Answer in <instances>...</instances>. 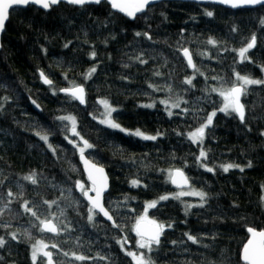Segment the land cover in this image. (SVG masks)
Instances as JSON below:
<instances>
[{
  "label": "trees",
  "instance_id": "obj_1",
  "mask_svg": "<svg viewBox=\"0 0 264 264\" xmlns=\"http://www.w3.org/2000/svg\"><path fill=\"white\" fill-rule=\"evenodd\" d=\"M262 21L264 5L232 10L165 0L133 20L105 1L60 2L48 11L15 7L0 41V264H49L44 252L52 254L51 264H135L127 253L138 252L140 217L166 226L159 244L142 250L151 264H245L240 252L248 228L264 230V84L248 85L241 96L243 122L219 111L224 98L211 89L238 84L236 72L264 80ZM253 35L249 59L241 62L238 50ZM185 48L195 69L181 54ZM41 72L51 85L42 83ZM76 85L85 88L84 106L59 91ZM101 101L115 109L111 118L126 132L101 123ZM214 111L203 142L193 143L189 133ZM63 116L75 119L78 136L70 121L57 119ZM137 130L156 139L131 134ZM81 137L92 145L86 157L108 174L104 206L116 226L99 214L88 219L90 206L76 184L92 187L69 143L83 147ZM201 148L212 172L197 160ZM226 164L238 167L225 172ZM175 168L185 172L189 188L170 184ZM33 174L35 184L24 179ZM184 190L204 192L203 206L194 195L159 201ZM152 201L159 202L146 209ZM41 220H52L58 233L44 232Z\"/></svg>",
  "mask_w": 264,
  "mask_h": 264
},
{
  "label": "snow or ice",
  "instance_id": "obj_2",
  "mask_svg": "<svg viewBox=\"0 0 264 264\" xmlns=\"http://www.w3.org/2000/svg\"><path fill=\"white\" fill-rule=\"evenodd\" d=\"M60 2V0H0V31L4 29L5 22L9 18L10 12L14 10V6H27L30 4H36L40 5L41 7L47 9L51 5L57 4ZM69 3L74 5H85L91 2L100 3V0H68ZM112 7L115 9H118L121 12H124L126 15L130 17H134L136 13L144 11L145 7L151 3V0H134L132 3L125 2V0H109ZM218 3L222 4H229L232 7H238L241 5H256L261 4L264 5V0H217ZM206 15L212 16V12H207ZM264 23V21H262ZM235 30V29H234ZM137 35H141L140 33H137ZM144 35H147L145 33ZM150 39V37H149ZM255 35L251 38V41L246 44L245 47H242L238 50V55L240 57L241 62L244 60H248L249 57L247 56V53L250 49H252L255 45ZM208 43L215 44L216 42L212 39H209ZM67 47V45H65ZM183 54L187 58V63L190 67H193L195 69V65L193 64L192 55L190 54L189 50L187 48L183 49ZM95 55V53H93ZM137 59L141 63H145L143 59L140 57H137ZM95 72V68L91 69L90 72L85 77L90 78L92 73ZM41 79L45 84H52V81L47 78V76L44 74V72L40 73ZM236 80L238 82L237 84H233L230 88L226 90H220L213 88L211 91L213 92H219V95L224 98V106L219 109V111L229 113V112H235L239 115L241 121H244L245 113H244V105L240 103V97L246 92L248 85H258V84H264V80H258V79H251L247 76H241L240 73H235ZM185 83L191 84V79H186ZM149 87H152V85H149ZM59 91L64 92L66 94H69L74 99H78L81 103H84V87L82 85L74 86L71 88H63ZM105 105L106 113H105V119L101 120V123L107 124L108 127L112 129H118L122 132H126L127 130L122 128L120 124L116 123L111 119V113L115 111V109L111 108L108 105L107 101H101ZM162 103H165L167 105V101H162ZM144 107H153V104L143 105ZM178 103H173L170 105V108H178ZM169 115H172L170 109H169ZM216 115V112H212L208 114L207 120L204 124H202L200 127L195 129V131L189 133V139L193 143H202L204 136H205V129L212 124L213 117ZM57 119L60 120H68L72 124L71 131L74 135L78 136L79 133L76 132L75 128V119L71 116H63V117H57ZM133 135L139 136L146 140H155V136H146L139 130H137L135 133H131ZM39 135V133H38ZM68 139V137H65ZM41 139L47 142L48 136L43 135L41 136ZM83 141V147H80L78 144H76L74 141L69 140V143H73V146L78 149V151L81 154V159L84 160V152L85 149L91 148L92 145L88 143V141L83 140V138H80ZM207 158V154L205 151L201 148L200 155L197 157L198 161H201V166L205 167L207 171L212 172L213 169L207 167L206 164H203L202 161ZM86 168H90L89 170V179L93 181V189L92 191H95V196H90L89 191L85 190L83 185L77 181L76 187L81 190V193L84 197L87 198L89 201L90 207L88 209V219L89 221L93 220L94 215L102 213L108 220H112V216L109 214V212L105 209V207L100 202L101 193L104 190V188L107 187L106 177H103V168L97 167L95 164H89L87 160H84ZM249 166H251L249 164ZM223 170L227 172L230 168L238 167V165L233 164H226L222 165ZM243 171V169H241ZM94 173L100 174L102 177V183L99 187H96L97 181L94 179ZM24 179L31 181L33 184H35L37 181L35 179L34 174L24 177ZM169 180L172 184L177 185V187L183 188L184 186L188 185V178L184 175V172L180 169L175 170H169ZM133 186H138L139 181L133 180L132 182ZM11 195V193H9ZM185 195H195L199 196L201 200L200 206H203L204 199L206 194L204 192H185L180 191L173 195H162L159 197V201H165L170 198L173 199H179L182 196ZM159 201H152L147 203V208H154L156 207L157 203ZM49 203V202H45ZM54 203V202H51ZM193 207V205H186V210ZM26 211L31 212L33 216H36V213L32 211L31 208L27 207V204H25ZM38 218V217H37ZM145 217H140L136 221V225L134 226V231L136 232L137 237L139 239L137 240V246L140 249H147L148 251L152 250V246L154 244H159L160 242V236L163 233L165 229L164 224L157 223L156 221H148L149 224L152 225L150 229H144L142 227V221L145 220ZM40 225L42 226V230L48 231V232H57L58 229L56 225L52 223L51 220H41ZM114 226L115 222H114ZM167 227H171V225H167ZM248 232L251 233L252 239H250L243 248L242 252V259L245 261V264H264V230L257 231L254 228H248ZM13 239H15V234H12ZM188 239L191 240L193 243L197 242L196 237H193L191 235H188ZM4 243L3 238H0V245ZM40 243V242H38ZM43 248H46L47 245H42ZM55 247V245H53ZM35 248V246H34ZM51 253L50 252H44V256L49 258V264H51ZM127 255L131 256L133 260L135 261V264H151L150 258L146 257L143 252L137 254L135 252H128ZM36 259V251L33 252V260ZM76 259H84L82 256H77Z\"/></svg>",
  "mask_w": 264,
  "mask_h": 264
},
{
  "label": "water",
  "instance_id": "obj_3",
  "mask_svg": "<svg viewBox=\"0 0 264 264\" xmlns=\"http://www.w3.org/2000/svg\"><path fill=\"white\" fill-rule=\"evenodd\" d=\"M103 1L107 2V3L109 4L110 8H111L113 11H115V12H117V13L123 15L124 17H126V18H128V19H130V20H133L137 15H139V14L145 12L146 9H147L149 6L154 5V4H156V3L160 2V1H165V0H151V3L145 7L144 11L136 13L134 17H130V16L126 15L124 12H121V11H119L118 9L113 8L112 5H111V3L109 2V0H100V2H103ZM169 1L195 2V3H200V4L209 3V4H214V5L223 6V7H225V8H229V9H232V10L240 9V8H254V7H257V6H261V4H256V5H241V6H238V7H232V6L229 5V4L218 3L217 0H169ZM60 2L67 3V4H71V3L68 2V0H60ZM60 2H58L57 4L51 5V6H56V5H58ZM125 2L132 3V2H134V0H125ZM88 4H99V3L91 2V3H88ZM30 5L36 6L37 8H39V9H41V10H44V11H48V10L51 8V6H50L49 8H47V9H45V8L41 7L40 5H36V4H30ZM71 5H74V4H71ZM27 6H28V5H27ZM74 6H81V5H74ZM15 7H26V6H14V8H15ZM7 21H8V19H7ZM7 21L5 22V25H6ZM4 28H5V26H4ZM3 31H4V29H3L2 31H0V41H1V35H2ZM189 52H190V51H189ZM181 54H182L184 60H185L186 63H187V58L184 56V54H183V50L181 51ZM190 54H191V53H190ZM192 59H193V58H192ZM187 64H188V63H187ZM193 64H194V61H193ZM188 66H189V65H188ZM189 67H190V66H189ZM190 69H193V67H190ZM40 78H41V76H40ZM41 81H42L43 84H45V83L43 82L42 79H41ZM45 85H49V84H45ZM237 85H238V84H237ZM76 86H78V85H76ZM73 87H74V86H73ZM69 88H71V87H69ZM60 92H61V91H60ZM61 93H64V92H61ZM64 94H66V93H64ZM67 95H69V94H67ZM69 96H70V95H69ZM71 97H72V96H71ZM85 97H86V93H85V88H84V103H81L78 99H75V100H76L81 106H84V105H85ZM72 98H73V97H72ZM240 103L242 104V102H241V97H240ZM236 115L239 117L238 114H236ZM239 119H240V117H239ZM240 120H241V119H240ZM78 160H79V163H80V165H81V169H82V171H83V173H84V175H85L87 181H88L89 184L91 185L92 189H93L94 185H93V181L89 179V170H90V168H86V165H85L84 160H87V161L89 162L90 165H91V164H95L97 167H101V168H103V170H104V171H103V177H106L107 187L104 188V190H103L102 193H101L100 202H101V204L104 206V195L107 193V191H108V189H109V177H108V174H107L105 168H104L103 166H101V165H99V164H96L95 162L91 161L88 157H86L85 154H84V160H82V159H81V154L79 153V155H78ZM175 169H179V168H175ZM175 169H173V170H175ZM180 170H181V169H180ZM182 171H183V170H182ZM183 172H184V171H183ZM93 175H94V179L97 181V183H96L95 186H96V187H99V186L101 185V183H102V177H101L100 174H98V173H94ZM184 175L187 177V175L185 174V172H184ZM187 178H188V177H187ZM169 181H170V180H169ZM170 184H171L174 188H177V189H186V188H189V186H190V181H189V179H188V185H187V186H184L183 188L177 187V185L172 184L171 182H170ZM89 195H90V196H95V191H92V190L89 191ZM84 199H85L86 202L89 204V201L87 200V198L84 197ZM89 206H90V204H89ZM104 207H105V206H104ZM105 209L107 210L106 207H105ZM107 211H108V210H107ZM108 212H109V211H108ZM109 214H110V212H109ZM99 215H100V216H101L106 222H108V223H110V224H112V225L114 224V220H113V219H112V220H108V219H107L102 213H99ZM110 215H111V214H110ZM51 221H52V220H51ZM52 223H53L54 225H56L53 221H52ZM135 225H136V223H135ZM135 225H134V226H135ZM56 227H57V226H56ZM142 227H143L144 229L147 230V229H150V228L152 227V225L149 224V223H148V220L145 219V220L142 221ZM41 228H42V226H41ZM57 229H58V228H57ZM256 230H257V229H256ZM43 231L46 232V233L52 234V235H56V234L58 233V231H57V232H48V231H45V230H43ZM257 231H261V230H257ZM134 232H135V231H134ZM135 234H136V232H135ZM250 239H252V235H251V233L248 232V238H247L246 242L244 243V245H245ZM244 245L242 246V249H241V252H240V258H241V261H242L243 263H245V261L242 259V252H243ZM127 246H129V243H127Z\"/></svg>",
  "mask_w": 264,
  "mask_h": 264
},
{
  "label": "rangeland",
  "instance_id": "obj_4",
  "mask_svg": "<svg viewBox=\"0 0 264 264\" xmlns=\"http://www.w3.org/2000/svg\"><path fill=\"white\" fill-rule=\"evenodd\" d=\"M224 106V105H223ZM105 113H106V108H105ZM105 113H104V119H105ZM112 119V118H111ZM92 189V188H91ZM185 192H192V191H194V190H184ZM195 196V195H194ZM138 239H139V237H138ZM137 239V240H138ZM137 240H136V242H135V244H136V247L138 248V246H137ZM142 250L143 249H140V248H138V252H136L137 254H139V253H141L142 252Z\"/></svg>",
  "mask_w": 264,
  "mask_h": 264
}]
</instances>
